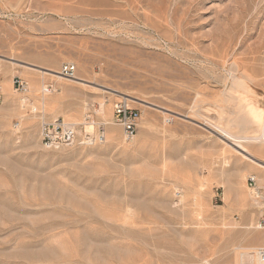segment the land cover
Masks as SVG:
<instances>
[{"label":"rangeland","instance_id":"374dc122","mask_svg":"<svg viewBox=\"0 0 264 264\" xmlns=\"http://www.w3.org/2000/svg\"><path fill=\"white\" fill-rule=\"evenodd\" d=\"M66 64L84 82L39 72ZM0 86V264H243L242 253H264V146L245 145L252 163L205 123L264 108V0H0ZM107 89L150 103L127 102L140 113L131 142L113 123L124 99ZM56 120L83 135L102 126L105 142L46 149L40 126Z\"/></svg>","mask_w":264,"mask_h":264},{"label":"bare ground","instance_id":"6f19581e","mask_svg":"<svg viewBox=\"0 0 264 264\" xmlns=\"http://www.w3.org/2000/svg\"><path fill=\"white\" fill-rule=\"evenodd\" d=\"M8 60L14 61L15 63H21L19 61L11 59V58L8 59ZM26 65H28L30 67H33V68L34 67L38 68V67L30 65V64H26ZM38 69H40V68H38ZM42 70L49 71L51 73H46L45 71H39V70L38 71L41 74H43V75L48 74V75L56 77V78H58L60 80H67V81H71V82H77V81L84 82L82 79H80L77 76L74 77L73 79H66V78H63L62 76H60L58 71H53V70H49V69H42ZM42 85H43V86H41L42 87L41 88L42 94H46V93L51 92V91H49L50 89L49 90L47 89V86H44V84H42ZM5 87L8 89L7 85ZM13 90H14V92H16L15 89H13ZM107 90L109 91L110 89H107ZM231 90H232V88H231ZM110 91L112 92V94L114 96L121 97L122 99L126 100L127 102H130V103H133V104H138V105H141V106H144V107H148V105H150V103H148V102H146L144 100H141V99H139L137 97L124 95V94H122V93H120V92H118L116 90H112V89ZM230 91H227V92L225 91L224 93L222 92L223 94H221V95H223L224 97L230 98L231 100L237 99L236 97L233 96V94H231ZM27 101H29V100H27L25 97H21L19 99V103L21 104V107L26 106V104L28 103ZM43 106H44V102L42 103V107ZM31 110L33 111V113L37 112V108L36 107H31ZM94 111H95V113L97 115H99V117L105 119L106 116H107L106 113L108 111V103L106 101L98 102V104H96V109ZM240 111L241 112H239V113L237 112V114L231 120L229 119L230 121H227L224 125L215 124V123H212L211 121H208V120H205V123L209 127H211L213 130L217 131L219 133V135L221 137H223L225 140L233 142V144H236L238 146V148L241 149L242 152L246 153L245 159H247L250 162L254 163L253 162L255 160L254 156L251 154V152H249L247 150L245 145L247 144V145L259 146V148H262L264 146V108L262 110H260V109H257L256 107H254L253 105L245 104L244 106L243 105L241 106ZM230 113H232V112H230ZM185 117L188 118V116H185ZM56 121H54V122H56ZM114 124L105 122L103 125H107L108 126V125H114ZM88 125H90V124L87 123V122L83 123V126H88ZM74 126H76V133L78 135H80V134L83 135L82 132H83L84 129H79L78 128V127H80L82 125H78V127H77V125H74ZM234 129H243L244 132L243 133H237V131H235ZM106 136H107L106 137L107 142L112 143V144H115V143L118 142V133L115 130H108L107 133H106ZM255 170H257V169H255ZM259 180L260 181H264V179H259ZM248 192H249V194L252 195V198H258L259 193L256 190L249 189ZM252 201L254 203L256 202V204L258 206H260V202H257L255 199H252ZM241 261H242L243 264H264V253L259 255L258 252H255L254 255H250L246 251L245 253L241 254Z\"/></svg>","mask_w":264,"mask_h":264},{"label":"built area","instance_id":"2783aa9c","mask_svg":"<svg viewBox=\"0 0 264 264\" xmlns=\"http://www.w3.org/2000/svg\"><path fill=\"white\" fill-rule=\"evenodd\" d=\"M75 74L76 67L72 64L62 66L59 72V75L66 79H73ZM12 84L16 91L26 92V84L20 79L14 78ZM3 96L0 86V102ZM38 114L41 115L42 113L38 112ZM139 118L140 113L136 109L130 108L126 100L116 102L113 105V123L121 127L125 142H131L135 137ZM40 139L44 148L54 150L75 146L101 145L105 142V133L103 127L100 126L96 134L78 135L76 126L72 124H67L63 121L53 123L43 121L40 126ZM247 183L253 186L255 185V179L248 178Z\"/></svg>","mask_w":264,"mask_h":264}]
</instances>
